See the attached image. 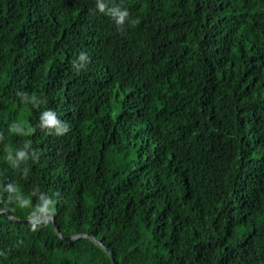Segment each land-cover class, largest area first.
Segmentation results:
<instances>
[{"label": "trees", "instance_id": "1", "mask_svg": "<svg viewBox=\"0 0 264 264\" xmlns=\"http://www.w3.org/2000/svg\"><path fill=\"white\" fill-rule=\"evenodd\" d=\"M114 2L135 26L96 0H0V264H264V0ZM29 139L25 179L4 149ZM8 182L53 196L55 225L7 210Z\"/></svg>", "mask_w": 264, "mask_h": 264}, {"label": "clouds", "instance_id": "2", "mask_svg": "<svg viewBox=\"0 0 264 264\" xmlns=\"http://www.w3.org/2000/svg\"><path fill=\"white\" fill-rule=\"evenodd\" d=\"M96 8L102 14L109 16L117 25L118 30L123 31L127 23L129 26H135L136 20L130 18V13L122 4H117L114 0H96ZM89 62V57L86 53L81 52L77 60L72 61V67L79 73ZM16 95L20 98L21 103L31 105L33 108H40L42 104L46 103V99L38 97L35 92L29 95L27 92H17ZM39 128L48 134L62 137L66 135L71 129L70 126L61 121L56 112L51 108H45L39 115ZM9 133L18 136H30L35 132V128L27 126L22 122H13L8 125ZM3 133H0V142L4 140ZM6 160L9 165L22 173V178H27L29 174L28 162H38L39 156L37 151L32 147V141L25 140L21 146L12 147L5 146ZM24 165L22 168L21 166ZM3 192L8 193L7 201L4 202V207L9 211H15L16 207L20 209H28L27 219L30 224L32 232L38 231L42 227H46L51 223L52 218L56 215L57 200L48 192L42 191L39 186H34L32 192L25 196L19 186L13 182H8L3 187ZM57 195V194H53ZM37 198L35 205L32 204V197ZM15 205L16 207H9ZM5 253L0 251V256Z\"/></svg>", "mask_w": 264, "mask_h": 264}, {"label": "water", "instance_id": "3", "mask_svg": "<svg viewBox=\"0 0 264 264\" xmlns=\"http://www.w3.org/2000/svg\"><path fill=\"white\" fill-rule=\"evenodd\" d=\"M24 221L27 222L28 220H24ZM52 222L55 225V221L53 220V218H52ZM55 229H56L57 233H59V230H58V228L56 226H55ZM78 236L79 235H73V236L65 237V239L68 240V239H71V238H74V237H78ZM110 256H111V254H110ZM111 259L113 260L112 256H111ZM114 264H117V263L114 261Z\"/></svg>", "mask_w": 264, "mask_h": 264}]
</instances>
